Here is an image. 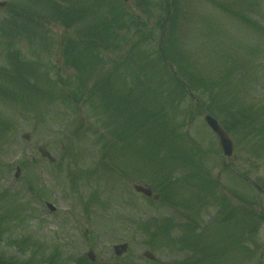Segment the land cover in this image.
Returning <instances> with one entry per match:
<instances>
[{
	"label": "rangeland",
	"instance_id": "374dc122",
	"mask_svg": "<svg viewBox=\"0 0 264 264\" xmlns=\"http://www.w3.org/2000/svg\"><path fill=\"white\" fill-rule=\"evenodd\" d=\"M0 1V264H264V0Z\"/></svg>",
	"mask_w": 264,
	"mask_h": 264
},
{
	"label": "trees",
	"instance_id": "16d2710c",
	"mask_svg": "<svg viewBox=\"0 0 264 264\" xmlns=\"http://www.w3.org/2000/svg\"><path fill=\"white\" fill-rule=\"evenodd\" d=\"M36 2V1H35ZM47 8H48V5H47ZM51 10H53V8H51ZM68 19H70V18H68ZM162 53V57H161V60H162V65L165 67V68H168V64H167V59H166V55L164 54V52H161ZM169 61H172V62H174V63H172V64H175V62H176V59H175V57L173 56V54H170V59H169ZM76 63H77V65H78V61H75ZM180 66H178V68H179ZM178 75H181L182 77V79L188 84V88H190L191 90H194V89H198V85H195V82H196V80L191 76V75H189V72L186 70V69H184V68H182V67H180L179 68V70H178V73H177ZM172 77H173V80H175L176 81V83H177V89L180 91V96L181 95H185L186 94V88H185V86H183V84H181L180 83V81H179V79L176 77V76H174L173 74H172ZM170 79V78H169ZM160 80V79H159ZM210 86V84L209 85H207V86H204V87H201L203 90L204 89H206L205 91H208V90H210V89H212L213 90V87L212 88H210L209 87ZM212 90H210V91H212ZM108 94H109V97L111 98L112 97V101H113V99H114V97L108 92ZM130 96V95H129ZM90 97V96H89ZM104 99H106L105 98V96H104ZM117 101H119V102H123L124 100L123 99H117ZM105 102H108V101H105ZM165 105V104H164ZM166 190V187L164 188V191ZM4 219V218H3ZM0 220H2V219H0ZM5 220V219H4ZM160 221V220H159ZM171 223V222H170ZM170 223H167V222H164V223H162V225L161 226H159V228L160 229H163L164 227H163V225H165V226H168V224H170ZM159 224V223H158ZM148 225V224H147ZM146 225V226H147ZM6 233V222H4V221H0V238H1V236L3 235V234H5ZM151 234L153 235V236H157V231H153V229H152V231H151ZM18 244V243H17ZM147 244H149V242L147 243ZM19 245V244H18ZM151 245V244H150ZM35 247V246H34ZM22 252V251H21ZM38 253V252H37ZM37 257H40V254H37V255H33V257H32V259L31 260H29V261H27V262H20V263H22V264H39L38 263V261H37ZM58 259H61V257H60V255H58V254H55L54 253V255L50 258V260H53V261H57ZM7 263V261L5 260V259H3V261H2V263L1 264H6ZM121 263V262H120ZM120 263H116V264H120ZM124 263H126V262H122V264H124ZM11 264H18V263H11ZM72 264H91L86 258H81V259H79L78 261H74Z\"/></svg>",
	"mask_w": 264,
	"mask_h": 264
},
{
	"label": "water",
	"instance_id": "95a60500",
	"mask_svg": "<svg viewBox=\"0 0 264 264\" xmlns=\"http://www.w3.org/2000/svg\"><path fill=\"white\" fill-rule=\"evenodd\" d=\"M125 1L128 2L129 0H125ZM0 7H5V4L0 3ZM205 119H206L207 124L211 127V129L218 136L225 156L228 159H230L234 153V143H233L232 139L230 138L228 133L212 117L206 116ZM40 151L42 152V155L44 157H48L51 161H54V159L49 154H47L44 147L41 148ZM256 187L260 192L264 193V190L261 187H259V186H256ZM136 190L138 192L144 193L148 197L152 196V191L149 189L138 186V187H136ZM155 199L157 200L158 197H155ZM127 248H128V245H122V246L115 247L116 254L118 256L123 255L127 251ZM147 257L154 259L153 255H151L150 253L147 254ZM91 259L93 261L95 260V257L92 253H91Z\"/></svg>",
	"mask_w": 264,
	"mask_h": 264
}]
</instances>
